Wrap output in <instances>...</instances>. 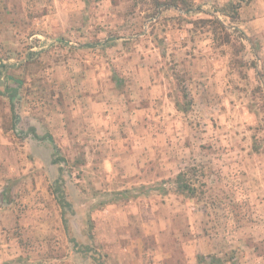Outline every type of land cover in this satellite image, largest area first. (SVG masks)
I'll return each instance as SVG.
<instances>
[{"label": "rangeland", "instance_id": "374dc122", "mask_svg": "<svg viewBox=\"0 0 264 264\" xmlns=\"http://www.w3.org/2000/svg\"><path fill=\"white\" fill-rule=\"evenodd\" d=\"M172 1L0 0V264H264V0Z\"/></svg>", "mask_w": 264, "mask_h": 264}, {"label": "trees", "instance_id": "16d2710c", "mask_svg": "<svg viewBox=\"0 0 264 264\" xmlns=\"http://www.w3.org/2000/svg\"><path fill=\"white\" fill-rule=\"evenodd\" d=\"M181 2L183 4H187L186 0H182ZM170 4H173L174 6H179L180 3L177 0H173L172 2H170ZM188 176H189V171H185V172L181 171L175 177L174 182L176 184V191L178 193H188L189 195H193L197 191L198 188L194 185L193 181L190 178H188ZM64 195H65L64 192H60L59 203L61 204L62 207L65 208L66 206H70V204L66 201Z\"/></svg>", "mask_w": 264, "mask_h": 264}, {"label": "crops", "instance_id": "0c3cea01", "mask_svg": "<svg viewBox=\"0 0 264 264\" xmlns=\"http://www.w3.org/2000/svg\"><path fill=\"white\" fill-rule=\"evenodd\" d=\"M226 264V263H225Z\"/></svg>", "mask_w": 264, "mask_h": 264}]
</instances>
